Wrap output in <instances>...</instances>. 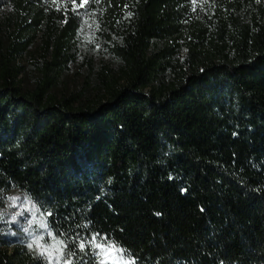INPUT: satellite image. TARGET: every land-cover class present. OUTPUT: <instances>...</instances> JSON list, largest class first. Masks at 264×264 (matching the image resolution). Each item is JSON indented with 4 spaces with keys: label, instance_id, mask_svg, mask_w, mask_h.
<instances>
[{
    "label": "trees",
    "instance_id": "obj_1",
    "mask_svg": "<svg viewBox=\"0 0 264 264\" xmlns=\"http://www.w3.org/2000/svg\"><path fill=\"white\" fill-rule=\"evenodd\" d=\"M261 2L260 17L244 18L256 0H237L195 26L181 67L188 0H0V187L46 216L61 264H102L103 249L77 247L95 234L132 264H264ZM87 33L115 64L58 96ZM34 41L27 89L20 58ZM12 227L0 218V264H46L9 253Z\"/></svg>",
    "mask_w": 264,
    "mask_h": 264
},
{
    "label": "rangeland",
    "instance_id": "obj_2",
    "mask_svg": "<svg viewBox=\"0 0 264 264\" xmlns=\"http://www.w3.org/2000/svg\"><path fill=\"white\" fill-rule=\"evenodd\" d=\"M86 1L82 0V3L84 4ZM235 1L237 0H188V8L183 19L187 26L183 34L178 36L177 41H175L180 45L177 57L181 62V67H185V60L189 55V41L187 40L193 28L198 24L206 23L208 18L229 16L232 11L236 10ZM260 3H262L261 0H256V5L246 11L244 18L260 17L261 10L258 6ZM4 10L0 11V17L4 15ZM167 42L158 41V45L163 48ZM39 43L40 41H34L28 52L20 58V62L24 66V72L20 78L22 79V86L27 89H32L40 78L39 68L36 65V61L41 58L38 51ZM74 54V60L61 74L56 87L53 89V92L58 96L83 89L87 85V81L94 85L95 74L100 71L102 65L106 63L115 64V59L106 48L104 41H96L95 36L92 34L90 36L89 33L81 41H78ZM177 69L179 70L180 67ZM0 218H7L14 224L15 227L10 228L11 233L20 237L16 246L8 248L9 253H13L15 247H19L24 253L41 259L46 264H61L63 246L57 243L61 239L50 230L46 216L26 193L15 188L4 189L0 187ZM42 222L47 224V229L39 227ZM48 231H51L53 236L50 237L47 234ZM40 236H43V239L39 240L38 244L33 243ZM29 243H33L31 249L28 247ZM113 245L115 248L110 251L102 250L103 264H132L125 252L118 251L121 248L116 244Z\"/></svg>",
    "mask_w": 264,
    "mask_h": 264
},
{
    "label": "snow or ice",
    "instance_id": "obj_3",
    "mask_svg": "<svg viewBox=\"0 0 264 264\" xmlns=\"http://www.w3.org/2000/svg\"><path fill=\"white\" fill-rule=\"evenodd\" d=\"M39 227L43 228V229H47V224L42 222V223H40ZM47 234L50 237L53 236V233L51 231H48ZM98 235L99 234H95V235L91 236V238L88 239V240L80 239L79 243L77 244V247L79 248V250L83 252L85 250L86 246H87V247H90L93 250L95 255H100L101 253H100V251H98L100 249H104L105 251H110V250L115 248V245L111 244L107 240L106 237H100V240L97 241V236ZM42 239H43V236L37 237L33 241V243H37L38 244L39 240H42ZM53 239H55V237H53ZM73 242L75 243V239L73 240ZM33 243H29L28 244V247L30 249L33 247ZM57 243H59L60 245L66 247V245H64V241L63 240H59V241H57ZM58 251H59V249H58ZM118 251L122 252L123 250L120 249ZM41 254H43V253H41ZM72 255H74V253L70 252L68 254L69 257H71ZM65 264H70V260H66ZM102 264H103V262H102Z\"/></svg>",
    "mask_w": 264,
    "mask_h": 264
}]
</instances>
